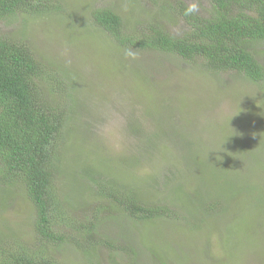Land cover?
<instances>
[{
	"label": "rangeland",
	"instance_id": "rangeland-1",
	"mask_svg": "<svg viewBox=\"0 0 264 264\" xmlns=\"http://www.w3.org/2000/svg\"><path fill=\"white\" fill-rule=\"evenodd\" d=\"M53 1L62 6L59 12L0 21V35L24 38L46 66L75 83L79 98L80 111L68 110L54 184L74 229L91 222L97 229L88 237L69 229L80 248L72 239L50 255L59 264H264L261 242L253 252L238 250L235 261L228 257L237 244L227 226L238 212L205 218L200 208L211 203L226 177L264 188V86L206 71L201 60L116 47L91 23L94 9L109 8L126 19L128 33L155 18L170 32L182 31L180 21L159 11L158 2L176 1ZM181 2L201 13L209 6L205 0ZM257 48L264 52V43ZM167 177L173 183L164 185ZM99 186L132 188L139 203L168 206L176 217L132 223L99 194ZM33 215L21 185L0 181V239L15 232L33 248ZM250 222L264 226V219L248 216Z\"/></svg>",
	"mask_w": 264,
	"mask_h": 264
},
{
	"label": "trees",
	"instance_id": "trees-1",
	"mask_svg": "<svg viewBox=\"0 0 264 264\" xmlns=\"http://www.w3.org/2000/svg\"><path fill=\"white\" fill-rule=\"evenodd\" d=\"M173 1L176 2H158L159 11L168 20L180 21L182 31L170 32L155 18V23L149 22L139 31L128 33L126 19L109 8L94 9L91 23L116 47L145 54L167 53L187 62L201 60L206 71L217 75L234 73V77L242 76L263 88L264 52L258 51L257 46L264 43V0H205L209 2L205 13L194 11L181 0ZM59 5L53 0H0V21L59 12L62 9ZM27 27L26 23L24 29ZM74 86L75 83L66 82L63 72L46 66L24 38L0 35V181L7 186L19 183L34 214L31 223L34 247L27 248L26 242L14 238L15 232L9 233L0 239V264H59L50 255L51 248H61L72 239L78 248L81 246L71 237L69 229L81 231L87 237L97 229V224L92 222L74 229L54 184L56 161L65 138L63 128L71 115L67 116L68 110L75 109L73 115L81 109ZM67 98L71 105L66 104ZM247 147L244 146V151ZM261 172L264 173V169ZM167 179L164 185L173 183L170 177ZM98 189L99 194L108 197L116 210L123 211L132 223L176 217L177 212L168 206L139 203L130 191L132 188L122 191L99 186ZM215 196L210 204L200 206L205 218L220 214L230 218L234 214L231 211L238 212L234 223L227 226L229 234L233 232L230 236H236L231 238L232 242L237 244L227 253L228 257L235 261L238 250L253 252L259 242L264 252V239L257 236L263 230V223L258 227L251 225L252 222L248 224V216L254 222L264 219V188L226 177ZM105 211L99 210V215H104ZM231 239L226 238L224 243L229 244ZM170 243L168 240L166 245ZM129 250L134 252L132 248ZM86 252L92 255L90 247Z\"/></svg>",
	"mask_w": 264,
	"mask_h": 264
}]
</instances>
